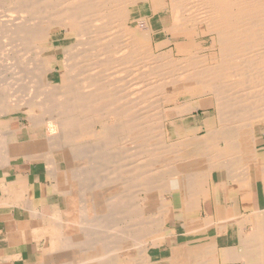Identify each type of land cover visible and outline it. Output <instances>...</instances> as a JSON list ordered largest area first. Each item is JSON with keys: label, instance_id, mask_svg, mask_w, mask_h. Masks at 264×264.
<instances>
[{"label": "bare ground", "instance_id": "6f19581e", "mask_svg": "<svg viewBox=\"0 0 264 264\" xmlns=\"http://www.w3.org/2000/svg\"><path fill=\"white\" fill-rule=\"evenodd\" d=\"M145 4L151 15H168L169 26L154 31L149 16L135 15ZM62 32L74 43L62 46ZM175 32L194 33L196 41L207 36L210 45L175 48L169 37ZM48 41L53 45L40 46ZM59 47L62 56L43 57ZM52 71L59 82L48 78ZM189 89L194 99L167 107ZM207 96L214 117L203 120L200 136L184 125ZM8 105L32 114L31 124H57L60 134L50 143L71 166L68 209L58 213L49 236L62 253L44 264H151L148 251L157 243L147 238L166 230L167 192L178 194L185 219L184 240L170 245L168 264H226L208 234L220 231V222L203 216L189 225L210 194L213 171L225 169L234 181L257 156L254 127L264 126V0H0L2 113ZM172 118L182 119L181 133ZM99 133L101 147L75 143ZM101 163L107 167L100 179H85L89 165ZM250 218L241 220L250 228L238 230L239 245L224 250L228 263L264 264V211Z\"/></svg>", "mask_w": 264, "mask_h": 264}, {"label": "crops", "instance_id": "0c3cea01", "mask_svg": "<svg viewBox=\"0 0 264 264\" xmlns=\"http://www.w3.org/2000/svg\"><path fill=\"white\" fill-rule=\"evenodd\" d=\"M198 110L188 115L193 118V124L187 126L185 123L184 127L192 133L199 130L201 136L204 128L203 122L197 120ZM5 112L0 110V264H42L45 249L55 241L49 236L57 227L58 213L68 209L70 191L66 185L71 181L66 174L67 159L60 146L50 143L58 136L51 131V126L31 124L30 113L22 107ZM254 128L257 156L244 168L246 175L229 182L227 170L213 171L212 182L216 189H210L192 221L198 225L199 217L208 216L214 224L220 222V231L215 227L208 234L213 235L216 249L222 252V260L225 256L230 257L225 249L239 245V231L250 228L249 224L241 223L242 218L251 219L264 211V126ZM50 136L52 138L48 139ZM177 197L178 194L167 192L166 234L157 238V248L148 251L151 264L167 262L170 245L185 237L183 205L177 202ZM201 234L194 233L195 236ZM49 256L46 254L45 257Z\"/></svg>", "mask_w": 264, "mask_h": 264}, {"label": "rangeland", "instance_id": "374dc122", "mask_svg": "<svg viewBox=\"0 0 264 264\" xmlns=\"http://www.w3.org/2000/svg\"><path fill=\"white\" fill-rule=\"evenodd\" d=\"M3 9H4V12H7L6 10H8V7H3ZM138 10H140V11H136V13H135V15H146V16H149L150 17V23H151V25H152V28L154 29V31H160V30H162L163 28H165V27H167V26H169V16L168 15H161V14H159V13H155V14H153V15H151V12H150V10H148V6L145 4V5H140L138 8H137ZM7 18H9V16H7ZM10 18H12V17H10ZM132 27H134V25L132 24L131 25ZM131 27V28H132ZM59 29H56L55 31H58ZM188 33V34H187ZM175 34V35H174ZM181 35V36H180ZM177 36V37H176ZM189 36V37H188ZM64 37V32H62V35H61V38H63ZM170 38H171V40H172V46H174L175 48H179V49H188V48H191V47H193L194 46V44L195 43H199V44H201V45H203V46H205V47H208L209 45H210V42L208 41V37L207 36H204L202 39H200V40H197L196 41V39L194 38V33H190V32H186V33H183V32H175V33H173L172 35H170L169 36ZM57 38H60V35H57L56 36V39ZM158 38H159V41L160 40H163V39H165L164 38V35L163 34H159L158 35ZM182 41V42H181ZM74 43V39L72 38V37H70V38H67V39H65V38H63L62 40H61V44H62V46H69V45H71V44H73ZM48 44V45H47ZM182 44V45H181ZM53 45V43L51 42V41H48V42H44V43H41L40 44V46L43 48V47H49V46H52ZM184 48H183V47ZM62 53H63V50H62V48L61 47H59V48H57V49H50V50H46L44 53H43V57H46V58H49L48 60L49 61H54V57H60V56H62ZM12 59H13V57H12ZM48 78L50 79V80H52V81H54V82H59V73H58V71H52V72H50L49 73V75H48ZM117 78V77H116ZM118 79V78H117ZM20 86H18V84H17V90H22L21 88H23L22 86L23 85H21V84H19ZM15 86V85H14ZM14 86H13V88H14ZM21 87V88H20ZM121 88V87H120ZM15 89V88H14ZM14 89H12L13 91H14ZM16 90V89H15ZM16 90V91H17ZM117 90H118V88H117ZM19 91V92H20ZM120 91V90H119ZM21 92H23V91H21ZM33 92H37L38 94H39V92L40 91H33ZM33 92H32V94L29 96V98L31 99V98H34V95H38L37 93L35 94L34 93V95H33ZM116 92H118V91H116ZM194 96H195V94L192 92V89H189L187 92H186V94L182 97V98H180V99H177L176 101L175 100H170L169 101V105L167 106L168 108H173L175 105H183L184 104V102H186V101H190V100H192V99H194ZM192 98V99H191ZM29 99V100H30ZM28 100V101H29ZM193 105L194 106H198V103H197V101H195L194 103H193ZM200 105H201V107L202 108H200L199 110H198V113H199V116H197V120H199V121H202L203 122V120H205V119H212L213 117H214V109H213V103H212V101H211V98L210 97H204L203 99H201L200 100ZM18 107H21L20 105H8V110L9 109H16V108H18ZM23 108V107H22ZM191 108V110L193 109L192 107H190ZM24 109V108H23ZM25 110V109H24ZM193 110H196V109H193ZM192 110V111H193ZM191 112V111H190ZM30 115H32V114H30ZM30 118L32 119V117L30 116ZM173 119V125L176 127V129L178 130V132L179 133H181V131H182V124H183V122H182V119L181 118H172ZM193 118L192 117H187L186 118V125L187 126H189V125H192L193 124ZM95 124V123H94ZM95 125H97V124H95ZM53 127L51 128V131L52 132H56V133H58V134H60V128H58L59 126L57 125V124H54V125H52ZM174 128V127H173ZM168 130H171L172 129V126H171V121L168 123V128H167ZM57 134V135H58ZM203 134V133H202ZM93 138V139H92ZM171 139V138H170ZM86 140V141H85ZM172 140H173V138H172ZM82 141V142H81ZM85 141V142H84ZM89 141V142H88ZM84 142V143H83ZM88 142V143H87ZM75 143H77V144H79L80 143V145H83V147H85V149H87V150H90L91 148H92V146H94V147H101V135H100V133L98 134V135H96V136H92V135H86V136H84V137H82V138H78V139H75ZM82 143V144H81ZM89 144V146L90 145H92V146H90L91 148H89V146L87 147V145ZM98 144H100V145H98ZM86 145V146H85ZM119 158H121V154H119V156H118ZM118 158V160L120 161V159ZM67 166H68V169H67V173L68 172H70V167H69V163H68V161H67ZM107 167V165L106 164H96V165H94V166H92V165H89V167H88V169H89V171H88V173H87V176H86V178L85 179H88V177L90 178V179H92V182H96V180L98 181V179H100L99 177H100V174H99V172H100V169L101 170H105L106 169V167ZM94 168H95V170H94ZM107 170H108V168H107ZM98 171V172H97ZM80 184H82V183H80ZM76 188H78L77 186H75V185H73L72 186V189H73V191L76 189ZM211 189H213L214 191H215V189H216V186H214L213 185V183H212V185H211ZM154 193H152V195H153ZM149 195H151V194H149ZM164 195H165V197H167V193H164ZM164 200H165V198H164ZM155 202V201H154ZM165 203H167L166 202V200H165V202H164V204ZM150 204H152V202H148V204H146V206H149ZM164 204H163V206H164ZM166 206V205H165ZM164 206V207H165ZM200 209H198V208H196V210L194 211V213H193V216H195L196 215V213L199 211ZM64 212H66V210L64 211ZM250 220V219H249ZM195 224V225H194ZM197 225V223H191L190 225H189V228H192V227H195ZM164 234H166V231H163V232H161V233H158L157 235H154V236H152V237H148L147 239L148 240H153V241H155L156 242V240H157V238H159V237H161V236H163ZM184 239H181L180 241H183ZM179 240L177 241V242H180ZM57 242V241H56ZM56 242H54V241H51L50 242V245H48V247L45 249V251H44V256H43V262H42V264H44V260H45V256H46V254H49V255H51L50 256V258L49 259H51L52 258V261H55L56 262V258H59V256L58 255H56V254H60V253H62V251H61V249L60 248H57V245H58V242L56 243ZM55 244H56V246H55ZM55 248H56V250H55ZM61 252H60V251ZM59 251V252H58ZM133 252V251H132ZM56 253V254H55ZM54 254V255H53ZM224 263H228L229 261H230V257H228V256H225V257H223V260H222ZM160 264H168V262H162V263H160Z\"/></svg>", "mask_w": 264, "mask_h": 264}]
</instances>
